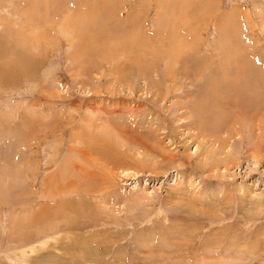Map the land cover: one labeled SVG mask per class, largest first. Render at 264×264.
Segmentation results:
<instances>
[{
    "label": "rangeland",
    "instance_id": "374dc122",
    "mask_svg": "<svg viewBox=\"0 0 264 264\" xmlns=\"http://www.w3.org/2000/svg\"><path fill=\"white\" fill-rule=\"evenodd\" d=\"M263 101L264 0H0V264H264Z\"/></svg>",
    "mask_w": 264,
    "mask_h": 264
},
{
    "label": "bare ground",
    "instance_id": "6f19581e",
    "mask_svg": "<svg viewBox=\"0 0 264 264\" xmlns=\"http://www.w3.org/2000/svg\"><path fill=\"white\" fill-rule=\"evenodd\" d=\"M151 5V4H150ZM101 6V5H100ZM99 6V7H100ZM99 10V9H98ZM27 14V13H26ZM222 22V21H221ZM65 26H68V27H72V24H71V21L70 20H68V21H66V24H65ZM84 28V27H83ZM83 28H81V30H79L78 28L76 29L75 27H73V28H71V31H74V32H76L77 34H81V32H83L82 30H83ZM85 30H87V28H85ZM90 31V30H89ZM83 36V35H82ZM84 37V36H83ZM133 40V39H132ZM87 41V40H86ZM84 43V42H83ZM85 44V43H84ZM90 43H88V45H89ZM139 44V43H138ZM133 45V44H132ZM142 45V44H141ZM143 46V45H142ZM147 47V46H146ZM89 49V48H88ZM102 51V50H101ZM241 53V52H240ZM127 54V53H126ZM242 54V53H241ZM236 61V60H235ZM205 68V67H204ZM204 68H200V69H204ZM244 69H245V67H244ZM200 71H202V70H200ZM244 73V70L243 69H235V70H233V69H230V68H228L227 69V71H225L224 73H223V77L225 78V79H223V81H225L226 83H229L230 82V88H229V90H231V93L233 92V95H231V94H227V99H228V101H230V103H232V109H233V111H234V109H236L235 111H236V116H232V119H229V123H232L231 125L232 126H234L235 127V131L237 132V133H241L239 130L240 129H243V127H242V121L244 120V117H246V111H245V108L247 107L246 105H243V102H242V97H241V93H242V95H243V93H244V91L245 90H247V92L248 91H250V90H253V88L256 86L255 84H249L248 85V83H246V84H244L243 85V82H240V81H236V79L237 78H239L238 76H239V74H243ZM219 78H220V76H219ZM222 78V77H221ZM241 78V77H240ZM239 78V79H240ZM218 79V78H217ZM227 79V80H226ZM239 79H237V80H239ZM220 81H222V80H219V82ZM219 82H217V83H219ZM224 82V83H225ZM212 86V85H211ZM218 87V86H217ZM226 87V86H225ZM209 90V89H208ZM228 92V91H227ZM204 94V93H203ZM213 94V93H212ZM218 94V93H217ZM247 94V93H246ZM248 94H249V92H248ZM250 94H251V92H250ZM253 94V93H252ZM203 96V95H202ZM205 96V95H204ZM206 96H208V94L206 95ZM220 96V95H219ZM217 97V96H216ZM245 97V96H244ZM246 98H248L249 99V101L251 100V97L249 96L248 97V95H246ZM207 101V100H206ZM227 101V100H226ZM264 102V101H263ZM216 103V102H215ZM206 103H205V100H203L202 99V101H200V103L198 104V106L196 105V109L195 110H192V111H184V115L183 116H189V115H193V116H195L196 117V121H197V118L200 120L201 119V117L200 116H205V114H208V110H207V107H206V105H205ZM229 105V104H228ZM231 105V104H230ZM195 106V105H194ZM193 106V107H194ZM246 106V107H245ZM259 106H263V110L262 111H264V105L263 104H259ZM191 107H192V105L191 104H189V107H187V106H184V105H182V106H180V108L181 109H184V108H188V109H190L191 110ZM192 107V108H193ZM213 108V107H212ZM211 108V110H212V113H214V115L213 114H211V115H213V117H215V118H218V119H220V117H218L219 115H222V114H224L226 111H227V108H224L223 110H221V109H212ZM251 108V107H250ZM256 109H259V111L256 113ZM261 108H259V107H257V106H255L254 108H251V110H250V117H249V119H250V122H251V124H250V129H251V132H252V135L253 136H255V128H254V125H255V127H256V123H255V121H257L256 120V117L257 116H259V115H261ZM234 111V112H235ZM182 113V112H181ZM205 113V114H204ZM211 113V112H210ZM198 114V115H197ZM227 114V113H226ZM226 116V115H225ZM262 116V115H261ZM206 117V116H205ZM204 117V118H205ZM228 117H230V116H228ZM207 118V117H206ZM223 118V117H222ZM259 118V117H258ZM201 121V120H200ZM203 121V120H202ZM201 121V122H202ZM248 121V120H247ZM222 122V120H220V121H218V123H221ZM196 123H198V122H196ZM203 123V122H202ZM214 123H215V121H214ZM199 126V125H198ZM216 126V125H215ZM260 126V125H259ZM207 127H209V126H207ZM206 127V128H207ZM211 127H214L213 125L211 126ZM210 127V128H211ZM226 127V126H225ZM210 130V129H209ZM211 130L213 131L214 129L213 128H211ZM229 131V133H227V134H229V136L228 137H230L231 135H232V132L230 131V130H228ZM234 131V132H235ZM214 132V131H213ZM236 133V134H237ZM206 135V134H205ZM238 135H240V134H238ZM242 135V134H241ZM254 138V137H253ZM89 140V139H88ZM257 140H258V138H257ZM221 141V142H220ZM220 141H218L217 142V144H218V146H217V148H220L221 150H223V148L226 146V144H225V141H226V139H222V140H220ZM257 143V142H256ZM258 144V143H257ZM215 146V145H214ZM83 149H84V147H83ZM261 150V148L260 147H256L255 149H254V147H251V149H250V151H247V152H249V153H251L252 155H255V156H262V151L264 152V147H263V150L262 151H260ZM82 151H84V150H82ZM75 167V166H74ZM82 179V178H81ZM68 182V181H67ZM72 183H74V182H72ZM68 184V183H67ZM70 185H71V183H70ZM73 185V184H72ZM75 185V184H74ZM53 186V185H52ZM60 186V185H59ZM69 186V185H68ZM58 187V186H57ZM69 188V187H68ZM71 188H72V186H71ZM56 190V189H55ZM69 190H71V189H69ZM76 190V189H75ZM55 192V191H54ZM54 194V193H53ZM46 197H48V196H45V198ZM64 220H66L65 219V217H64ZM64 222V221H63ZM68 222V221H67ZM74 222V221H73ZM38 230V229H37ZM41 231H38L37 232V234L38 233H40ZM41 234V233H40Z\"/></svg>",
    "mask_w": 264,
    "mask_h": 264
}]
</instances>
